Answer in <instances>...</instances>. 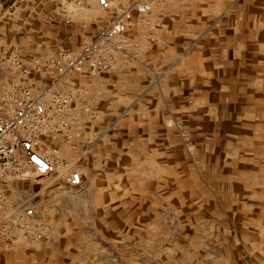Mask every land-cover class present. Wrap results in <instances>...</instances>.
<instances>
[{"label":"rangeland","instance_id":"374dc122","mask_svg":"<svg viewBox=\"0 0 264 264\" xmlns=\"http://www.w3.org/2000/svg\"><path fill=\"white\" fill-rule=\"evenodd\" d=\"M134 1L110 0L111 8L102 11L97 0H0V100L32 83L34 94L40 93L60 51L79 53ZM141 1L152 12L131 10L128 30L138 18L155 35L181 19L201 22L209 11L205 36L235 11L200 8L212 0ZM257 12L258 33H264V9ZM256 46V56L241 62L250 68L242 80L255 84L218 108L191 95L172 96L173 57L164 61L165 55L146 48L135 52L157 68L154 103L166 119L155 122L158 127L150 121L149 129L131 121L138 127L129 141L141 144L126 147L118 143L128 139L122 128L127 122L74 115L70 137L44 140L45 154L57 162L55 176L4 173L0 205L15 214L35 209L50 233L37 243L21 239L0 264H264V40ZM127 48L126 38L123 50L113 54L114 65ZM90 76L71 73L65 82ZM150 91L130 111L152 112ZM72 171L81 173V186L63 180Z\"/></svg>","mask_w":264,"mask_h":264},{"label":"crops","instance_id":"0c3cea01","mask_svg":"<svg viewBox=\"0 0 264 264\" xmlns=\"http://www.w3.org/2000/svg\"><path fill=\"white\" fill-rule=\"evenodd\" d=\"M212 1L201 3L200 8L207 10L233 8L235 11L232 16H224L217 24L216 30L205 36L201 35L210 24L209 11L202 12L201 22L194 21L193 18H186L185 22H181L183 21L181 19L179 24L177 22L170 24L167 31L160 30V34L156 35L153 32L148 34L143 22L134 18L131 28L125 35L128 50L117 59L111 71L100 72L86 78L85 81L81 78L75 79L71 84L66 83L65 78L59 82L58 87L62 94L70 92L71 89L75 102L72 109L75 108L74 111L77 112L72 114L79 118L86 115L91 119L125 121L127 123L122 128L128 134V139L118 145L134 147L141 144L129 141V138H134V135L130 136L133 129L138 127L129 123L141 121L144 123L143 128L149 129L150 121L156 124L155 122L166 119V114L154 103L155 90L157 95L160 90L159 76L156 75L157 68L141 62L135 53L141 54L144 48L152 49L153 54L157 52L165 55L164 61L169 57L174 58L176 63L171 68L170 77H175L172 89V96L175 98L191 95L194 98L198 97L201 105L213 104L218 108L220 101L225 103L227 100V104H231L233 98L240 96V91L250 89L255 83L242 80L249 77L250 68L249 66L242 68L241 62L242 57L248 59L255 57L257 40H264V33L262 31L258 33L257 27V9H264V0ZM259 17L261 22L263 15L260 13ZM262 22L264 24V18ZM178 57L181 58L179 63L176 60ZM44 86L46 85H41ZM149 88L152 91L147 96L153 99V111H130L132 105H143L144 91ZM86 108L88 111H85ZM175 109L169 110V114L172 113V118L170 117L172 120H176V114L173 115ZM119 127L121 128L120 125Z\"/></svg>","mask_w":264,"mask_h":264},{"label":"built area","instance_id":"2783aa9c","mask_svg":"<svg viewBox=\"0 0 264 264\" xmlns=\"http://www.w3.org/2000/svg\"><path fill=\"white\" fill-rule=\"evenodd\" d=\"M97 3L102 11L111 8L110 0H97ZM131 10L141 16L152 12L150 4L135 0L130 9L113 18L79 53L60 51L49 71L53 73L50 82L40 93L34 94L36 86L32 83L21 86L20 94L7 93L0 100V181L6 172L21 178L30 173L41 179L55 176L57 162L45 154L44 140L59 134L70 137L75 120L74 98L64 96L58 84L71 73L96 75L112 70L113 54L121 52L126 45ZM63 180L69 187H79L83 178L80 172L72 171ZM16 212H6L0 205V239L4 243H0V256L21 243V239L37 243L49 236L42 213L33 208H25L21 214Z\"/></svg>","mask_w":264,"mask_h":264}]
</instances>
